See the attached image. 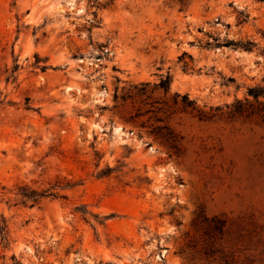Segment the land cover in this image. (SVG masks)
<instances>
[{"label": "rangeland", "instance_id": "1", "mask_svg": "<svg viewBox=\"0 0 264 264\" xmlns=\"http://www.w3.org/2000/svg\"><path fill=\"white\" fill-rule=\"evenodd\" d=\"M255 85L264 0H0V264H264ZM22 184L55 195L15 203Z\"/></svg>", "mask_w": 264, "mask_h": 264}, {"label": "trees", "instance_id": "2", "mask_svg": "<svg viewBox=\"0 0 264 264\" xmlns=\"http://www.w3.org/2000/svg\"><path fill=\"white\" fill-rule=\"evenodd\" d=\"M179 2L181 5H184L188 0H175ZM225 45L232 46L235 48H243V49H252L255 46V42L249 39H238V40H228L226 41ZM147 82H142L136 85H133V93L130 94V92L126 96L130 95H143L146 94L147 87H148ZM161 86L165 89V91H168L169 89V83L168 81H163L161 83ZM177 96V94H175ZM247 95L252 98V100L248 99V96L244 98L245 101L241 102L239 99H237L238 105V111L244 110L241 109V106L244 105L242 103L246 104V110L253 108V103L257 102L258 105H263V99L264 98V85H255V86H250L247 88ZM182 102L185 103L186 105H191L193 104V100L189 99L187 94H182L181 95ZM4 101V98L0 96V103ZM155 102V100H153ZM152 106V104H150ZM153 107V106H152ZM153 108L151 107H143V106H138L135 110L134 115H141L143 112H147L149 110H152ZM258 110H264L263 108H258ZM158 123L152 127L151 132L157 139L160 140V142L165 145L169 151H173L174 153H179L180 152V145H179V140L180 136L174 131V129L167 123L163 121L162 117H158L157 119ZM123 164H119L116 167H112L109 165H106L104 168H102L99 171V174L101 175H108L111 172L120 169ZM53 194L51 192H47L46 189H36L28 184H22L18 186L17 191H15V203H23V204H30V205H35L39 203V201L49 195ZM203 220H209L212 222V226L209 225V223L206 225V229L214 228V230L221 235L223 233L224 229V221L216 216H212L210 219L206 216H202ZM0 239L1 243L3 246H7L10 243V236H9V228H8V222L7 219L4 215H0ZM209 245V244H208ZM209 248V247H208ZM227 264H230L226 262Z\"/></svg>", "mask_w": 264, "mask_h": 264}]
</instances>
